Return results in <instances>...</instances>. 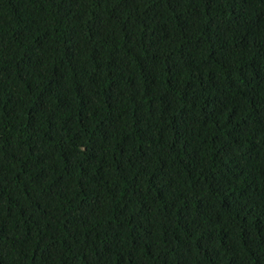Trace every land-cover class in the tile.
<instances>
[{
  "label": "trees",
  "instance_id": "trees-1",
  "mask_svg": "<svg viewBox=\"0 0 264 264\" xmlns=\"http://www.w3.org/2000/svg\"><path fill=\"white\" fill-rule=\"evenodd\" d=\"M0 264H264V0H0Z\"/></svg>",
  "mask_w": 264,
  "mask_h": 264
}]
</instances>
